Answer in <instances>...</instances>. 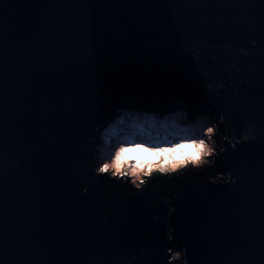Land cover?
<instances>
[{
  "label": "water",
  "instance_id": "95a60500",
  "mask_svg": "<svg viewBox=\"0 0 264 264\" xmlns=\"http://www.w3.org/2000/svg\"><path fill=\"white\" fill-rule=\"evenodd\" d=\"M117 105L205 113L220 147L140 188L100 174ZM177 249L264 264V0H0V264Z\"/></svg>",
  "mask_w": 264,
  "mask_h": 264
},
{
  "label": "clouds",
  "instance_id": "9594fccd",
  "mask_svg": "<svg viewBox=\"0 0 264 264\" xmlns=\"http://www.w3.org/2000/svg\"><path fill=\"white\" fill-rule=\"evenodd\" d=\"M206 155L204 144L197 141L150 149L121 146L116 150L113 158L106 161L102 167L113 178H131L132 184L140 188L139 181L150 177V174L176 173L189 165L199 167L201 164L196 162L201 161ZM205 162L204 159L202 163Z\"/></svg>",
  "mask_w": 264,
  "mask_h": 264
},
{
  "label": "rangeland",
  "instance_id": "374dc122",
  "mask_svg": "<svg viewBox=\"0 0 264 264\" xmlns=\"http://www.w3.org/2000/svg\"><path fill=\"white\" fill-rule=\"evenodd\" d=\"M183 108V107H180ZM131 109V113L130 116L128 118H133V117H137V118H149V119H154L155 121H169V122H174V123H178L179 124V129L176 130L175 127H170V129H172V131H170V133H168L167 137H163V138H155L152 140H145L144 138L141 139H137V136H134V134L132 133V129L131 128H121L120 125H127V122L122 123L119 122L118 124H116L114 127L112 128H108L102 131V133L100 134L99 137V141H98V160H97V168L98 165L100 164V162L102 160H104L106 158V154L107 153H113V150L117 147L118 144L121 143H142V144H146V145H165V146H170V145H174L177 143H180L182 140H185V137L188 138H195L200 136L201 134V127H208L211 126L213 127V129L215 128V122H212L205 113H201L198 112L199 118L196 121H191L192 123V128H188V125L184 122L185 120V116L184 113L181 111H175V112H168L165 114H157V113H147L143 110L140 111H134L132 108ZM179 109V108H177ZM185 109V108H183ZM156 116V118H154ZM178 116V117H177ZM165 117H167V119H165ZM202 122H199V120H202ZM119 120V119H118ZM129 121V120H128ZM105 131H107L108 135L105 138L104 133ZM137 137V138H136ZM205 139V142L208 143L209 147L212 148L213 150V154L216 153L217 149L220 147V143L217 140V137L215 135V132L213 130V133L211 134V139H209L207 136L203 137ZM105 139H107L108 141H110V143H106ZM185 142H187V140H185ZM211 157V156H210ZM210 157H205V163L201 164L199 167L204 166L206 164L209 163V158ZM187 167H195L192 165H189ZM155 174V173H153ZM147 177L144 178V180ZM131 179V178H130ZM213 181H219L218 178L213 179ZM172 260L177 261V264H179L182 260V255L181 252L179 251V254L177 253V251L174 253V256L172 258Z\"/></svg>",
  "mask_w": 264,
  "mask_h": 264
},
{
  "label": "snow or ice",
  "instance_id": "6c2138e0",
  "mask_svg": "<svg viewBox=\"0 0 264 264\" xmlns=\"http://www.w3.org/2000/svg\"><path fill=\"white\" fill-rule=\"evenodd\" d=\"M176 101L179 102V104H184L185 103V100L183 98V96L181 95H177L176 96ZM131 109H125L122 105H117L116 108L114 109L113 111V115L110 116L109 120L107 121L106 125H105V129H108V128H112L114 127L116 124H118L119 122L123 121L126 117H129L130 116V113H131ZM172 112H175V111H181L184 113V116H185V120L184 122L188 125V128H192V123L191 121H196L198 120L199 118V113H192V114H189L187 112L186 109H183V108H179V109H174V110H171ZM117 117H119V120H117ZM165 119H167V117H165ZM213 133V127L211 126H208V127H201V134L200 136L198 137H195V138H188V137H185V140H187V142H192V141H197V142H202L204 144V147L207 151V155L206 157H210L213 155V150L211 147H209L208 143L205 142V139L203 137L207 136L209 139H211V134ZM108 133L107 131H105L104 133V136L105 138L107 137ZM185 140H182L181 142H185ZM105 142L106 143H110V141H108L107 139H105ZM180 142V143H181ZM179 144V143H177ZM121 146H127V147H144V148H154V147H162V146H165L163 144L161 145H146V144H142V143H121V144H118L117 147L113 150V153H107L106 154V158L104 160H102L100 162V164L98 165V172L101 174H107L106 173V170L104 167H102L106 161H109L113 158L116 150L118 148H120ZM233 147H235V145H233ZM205 159V157L202 158L201 161H197L196 163L197 164H203L202 161ZM186 168V167H185ZM153 174H150V177L152 176ZM125 179V178H124ZM140 185H144L145 183V180L144 179H141L139 181ZM177 253L179 254V249H177ZM166 260L168 259L167 257L165 258ZM187 260H188V257L185 256V264H187Z\"/></svg>",
  "mask_w": 264,
  "mask_h": 264
},
{
  "label": "trees",
  "instance_id": "16d2710c",
  "mask_svg": "<svg viewBox=\"0 0 264 264\" xmlns=\"http://www.w3.org/2000/svg\"><path fill=\"white\" fill-rule=\"evenodd\" d=\"M153 114V113H152ZM178 117V116H177ZM156 118V116L154 117ZM129 120V121H128ZM199 120V122H202ZM127 122V125H120L121 128H131L134 136H137V139L144 138L145 140H152L155 138L167 137L168 133L172 131L170 127H175L176 130L179 129V124L169 121H155L154 119L149 118H128L126 117L122 123ZM214 130V129H213Z\"/></svg>",
  "mask_w": 264,
  "mask_h": 264
}]
</instances>
